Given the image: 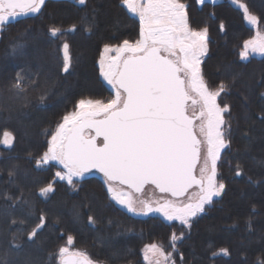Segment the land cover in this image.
Returning a JSON list of instances; mask_svg holds the SVG:
<instances>
[{
	"label": "trees",
	"instance_id": "16d2710c",
	"mask_svg": "<svg viewBox=\"0 0 264 264\" xmlns=\"http://www.w3.org/2000/svg\"><path fill=\"white\" fill-rule=\"evenodd\" d=\"M183 2L189 5L191 27L209 29V51L202 62L205 79L213 87L221 80L234 85L218 98L231 107L233 129L231 147L222 153L219 165L226 193L194 218L189 231L157 214L127 212L110 201L99 175L74 178L73 186L55 177L59 169L55 162L37 167L51 133L79 99L107 101L114 95L100 75L98 61L104 45L134 41L139 32L138 17L121 0H86L85 5L76 0H46L40 13L18 16L0 28V135L7 129L16 138L11 148L0 144V264H58L56 254L69 235L73 247L86 251L97 264H145L144 246L163 244L171 251L173 232L185 233L173 253L176 264L264 260V121L259 119L264 109V56L240 59L243 41L253 36L254 29L233 0ZM241 2L262 18L264 29V0ZM53 26L64 35L52 37L48 30ZM65 42L71 57L68 73L62 70ZM18 44L25 47L13 54L12 47ZM21 68L38 79L37 88L27 89V102L9 91ZM233 74H239L234 81ZM238 163L241 176L234 173ZM49 183L54 191L42 195L40 189ZM41 214L46 226L29 240L28 233ZM89 215L96 219L95 225L89 224ZM221 248H227L229 255L220 253Z\"/></svg>",
	"mask_w": 264,
	"mask_h": 264
},
{
	"label": "snow or ice",
	"instance_id": "6c2138e0",
	"mask_svg": "<svg viewBox=\"0 0 264 264\" xmlns=\"http://www.w3.org/2000/svg\"><path fill=\"white\" fill-rule=\"evenodd\" d=\"M78 3L85 5L86 0ZM121 3L138 17L139 32L134 41L124 39L103 47L98 61L100 75L112 86L114 95L107 101L79 99L75 110L65 114L51 133L47 150L36 164L40 167L55 162L62 166L55 177L73 186L74 178L95 169L103 174L110 201L134 215L155 213L166 221H178L190 231L194 218L227 190L219 165L222 153L231 147V107L222 105L218 98L234 85L221 80L213 87L205 79L202 62L209 51V29L191 27L189 5L183 0ZM197 3L203 5L205 0ZM233 3L242 9L243 19L255 30L254 36L243 41L240 59L247 60L252 54L264 56L262 18L241 0ZM45 4L46 0H0V28L10 19L40 13ZM219 30L225 31L223 22ZM48 31L54 38L64 35L59 27ZM24 47L14 45L13 54ZM62 51V70L68 73L71 57L67 42L62 44ZM238 75L233 74V81ZM29 86L37 88L38 79L21 68L9 91L27 102ZM39 99L43 101L45 95ZM261 112L259 119L264 121V109ZM15 139L5 129L0 144L11 148ZM234 173L244 174L239 163ZM13 174L10 171L8 175L11 178ZM146 186H152L159 196L141 199L138 194ZM52 191V183L40 189L42 195ZM88 222L95 225L96 219L89 215ZM45 226V216L41 214L28 239L36 237ZM184 235L172 233L171 251H166L163 244L146 245L142 250L146 264H176L173 253L178 252L177 243ZM73 245V236H67L66 245L56 254L58 264H97L86 251ZM219 252L229 255L227 248ZM180 259L183 261L182 254ZM258 264H264V260H258Z\"/></svg>",
	"mask_w": 264,
	"mask_h": 264
},
{
	"label": "rangeland",
	"instance_id": "374dc122",
	"mask_svg": "<svg viewBox=\"0 0 264 264\" xmlns=\"http://www.w3.org/2000/svg\"><path fill=\"white\" fill-rule=\"evenodd\" d=\"M77 2H78V0H76ZM10 20H13V19H10ZM9 20V21H10ZM255 35V30H254V32H253V36ZM103 50V49H102ZM101 54H102V52H101ZM252 55H259V54H252ZM99 65V64H98ZM101 78L103 79V77L101 76ZM103 81L105 82V84H107L111 89H112V86L111 85H109L108 83H107V81H105L104 79H103ZM113 90V89H112ZM114 91V90H113ZM219 102V101H218ZM75 110V109H74ZM73 110V111H74ZM72 112V111H71ZM62 122V121H61ZM61 168H62V166H60L59 165V169H58V171L59 170H61ZM88 173H94V174H96V175H99L101 178H102V180L104 181V177L103 176H101L100 174H98V173H95V172H93V171H90V172H87V173H85V174H88ZM139 195V197L141 198V199H144V200H153V199H155V198H157L158 196H159V193H158V191H155L154 189H153V187L152 186H146L145 187V189H144V192L142 193V194H138ZM120 206V205H119ZM151 214H155V213H151ZM156 215V214H155ZM157 215H159V214H157ZM160 216V215H159ZM162 217V216H161ZM163 218V217H162ZM164 219V218H163ZM147 245H149V244H147ZM146 246V245H145ZM145 246H144V248H145ZM142 256H143V260H144V254H143V251H142ZM153 259H155V258H153ZM144 262H145V264H146V261L144 260Z\"/></svg>",
	"mask_w": 264,
	"mask_h": 264
},
{
	"label": "water",
	"instance_id": "95a60500",
	"mask_svg": "<svg viewBox=\"0 0 264 264\" xmlns=\"http://www.w3.org/2000/svg\"><path fill=\"white\" fill-rule=\"evenodd\" d=\"M92 171H93V172H95V173H98V174H100L101 176H103V174H102V173H100V172L96 171L95 169H93Z\"/></svg>",
	"mask_w": 264,
	"mask_h": 264
}]
</instances>
